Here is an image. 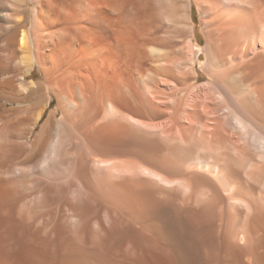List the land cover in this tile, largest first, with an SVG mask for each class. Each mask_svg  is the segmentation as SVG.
Here are the masks:
<instances>
[{
  "label": "bare ground",
  "instance_id": "6f19581e",
  "mask_svg": "<svg viewBox=\"0 0 264 264\" xmlns=\"http://www.w3.org/2000/svg\"><path fill=\"white\" fill-rule=\"evenodd\" d=\"M0 264H264V0H0Z\"/></svg>",
  "mask_w": 264,
  "mask_h": 264
},
{
  "label": "rangeland",
  "instance_id": "374dc122",
  "mask_svg": "<svg viewBox=\"0 0 264 264\" xmlns=\"http://www.w3.org/2000/svg\"><path fill=\"white\" fill-rule=\"evenodd\" d=\"M193 12H194V17H195V33H196V40L194 41L196 43L195 49L201 51V48L203 46V41H204V35L201 31V25L199 22L200 14H199V11L195 5H193ZM202 64H203V59L198 60V62L196 63V67H197L199 73L202 74L204 77H206L207 75L205 74V72H203L202 69L199 67ZM33 74H34V76L39 75L37 67H34ZM37 76L34 77L35 80L39 79ZM52 109H55V107L53 106V103L48 104V106L46 107V109L43 113V116H42L40 122H38L37 125L35 126V130L33 131L34 133L39 129V126H40L41 122L44 120V118L46 117V114Z\"/></svg>",
  "mask_w": 264,
  "mask_h": 264
}]
</instances>
